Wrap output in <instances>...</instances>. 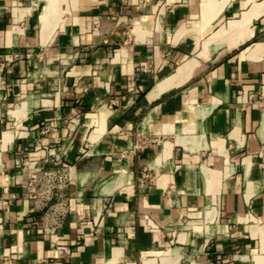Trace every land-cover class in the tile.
<instances>
[{
    "label": "crops",
    "instance_id": "0c3cea01",
    "mask_svg": "<svg viewBox=\"0 0 264 264\" xmlns=\"http://www.w3.org/2000/svg\"><path fill=\"white\" fill-rule=\"evenodd\" d=\"M2 61L0 264H264V0H0Z\"/></svg>",
    "mask_w": 264,
    "mask_h": 264
},
{
    "label": "built area",
    "instance_id": "2783aa9c",
    "mask_svg": "<svg viewBox=\"0 0 264 264\" xmlns=\"http://www.w3.org/2000/svg\"><path fill=\"white\" fill-rule=\"evenodd\" d=\"M5 63L6 61H2L0 63V70L3 69ZM26 166L29 170L28 185L36 186L42 184V182H46V185L48 187H53L55 183L62 184L65 181L66 176L64 173H60V174L53 173L51 171L44 169L43 167L37 166L35 163H29V161L26 162ZM56 213L57 210L53 207L51 211L45 215L44 219L41 220L42 222H45L48 219H53L54 221L56 220L55 221L56 223H54L50 227L51 231H54L57 228V226L61 225V221L63 218L62 212H60V216L57 215V217L56 216L54 217V214L56 215ZM48 214H52V216H49ZM65 253H68V250L62 247L60 250V254L52 262H48L45 264H62V258L64 257Z\"/></svg>",
    "mask_w": 264,
    "mask_h": 264
}]
</instances>
